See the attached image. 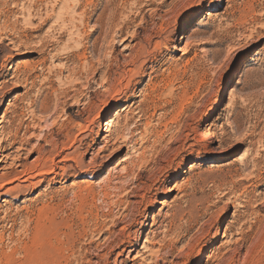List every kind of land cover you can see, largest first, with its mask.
I'll return each mask as SVG.
<instances>
[{"label": "rangeland", "instance_id": "374dc122", "mask_svg": "<svg viewBox=\"0 0 264 264\" xmlns=\"http://www.w3.org/2000/svg\"><path fill=\"white\" fill-rule=\"evenodd\" d=\"M4 116L0 264H264V0H0Z\"/></svg>", "mask_w": 264, "mask_h": 264}, {"label": "bare ground", "instance_id": "6f19581e", "mask_svg": "<svg viewBox=\"0 0 264 264\" xmlns=\"http://www.w3.org/2000/svg\"><path fill=\"white\" fill-rule=\"evenodd\" d=\"M221 3V0H219V4ZM91 18V17H89ZM88 18V19H89ZM87 19V18H86ZM100 19V18H99ZM98 19V21L96 23H99L100 20ZM83 20V19H82ZM82 25H80L81 27ZM97 28V27H96ZM99 29L101 30L102 28L99 27ZM140 30H143L142 28H138ZM91 31V30H90ZM103 31V30H102ZM145 31V30H144ZM101 32V31H100ZM100 32L97 31V33L99 34V37L97 38V40L100 38ZM96 33V32H94ZM122 33V32H121ZM120 33V35H121ZM78 34V33H77ZM150 35V34H149ZM156 36L154 37H151V36H148L145 40H144V46L146 47L147 45H150V43H152L151 41H153V39L155 38ZM141 39V38H140ZM140 39H137L138 41ZM96 40V41H97ZM143 41V40H142ZM141 41V42H142ZM185 41V38H183V36L181 35L180 38H179V41H178V44H182L184 43ZM140 42V43H141ZM93 46V45H91ZM91 46H89L87 49H89V51L92 53L94 52L93 49ZM143 46V47H144ZM94 47V46H93ZM149 47V46H148ZM84 48V47H83ZM244 49L242 51V56L246 55L248 50L246 48H242ZM88 54V53H87ZM97 54V53H96ZM92 55V54H91ZM139 55V54H138ZM141 55V54H140ZM134 57V56H133ZM133 62V61H132ZM104 64H102L103 66ZM87 66V64H86ZM95 63L93 62H89L88 63V69H87V72L88 75H99L100 77H104L106 72H108V67L106 68L107 71H103L102 69H100L101 67V61L98 59L97 61V66L100 67V68H95ZM104 67V66H103ZM85 74V73H84ZM109 75V74H108ZM107 76V75H106ZM87 77V76H86ZM105 78V77H104ZM45 83V82H44ZM63 84V83H62ZM247 85V84H246ZM44 109V108H43ZM44 111V110H43ZM111 112V110H107L105 116L103 119H107L108 118V115L109 113ZM6 116L2 117L3 119V122H5V119H7V117L5 118ZM2 122V123H3ZM12 122H14V119H9L8 118V121L5 122L8 124L7 127H3L2 128V132L5 130V129H9L11 128V130L7 133V138L2 141L0 143V158H1V161L3 162H7V161H11L10 164H8V167H7V172H3L1 173L0 175V178L3 179V180H6L8 179L9 177L11 176H15V178L13 180H9L7 181L6 183H4L3 185L0 186V189H3L5 188L6 186L9 185V183L11 182H14V181H23V182H27L29 181L30 179L33 178V174L35 172H38L40 170H44L46 169L44 172H39L37 174V176H40V177H43L46 179V176L45 175H51L52 172H50L48 169V166H47V160H45L44 158L49 155L51 153V151L48 150L49 148V144H48V140H47V137H52L54 135L53 133V128H51V130L49 131V133H47L44 138L41 140V142H43L44 144L42 145L41 142H39V146L36 148V149H33V151L30 153V154H37V158L34 160L33 164L31 165H28L25 162L24 158L22 157V155H24L27 151V149L30 147V139H27L26 138V135L28 134V128L25 127L23 128V124L22 122L20 124H18L16 126L15 129L12 128ZM23 131V133H21ZM65 132V131H64ZM59 134V133H58ZM61 135H62V132H61ZM60 135V136H61ZM63 137H67V134H64ZM61 137V138H63ZM56 139V138H55ZM63 141H66V140H63ZM55 142V141H54ZM53 142V144H54ZM57 142V141H56ZM52 143V142H51ZM64 144V143H63ZM52 146V144H51ZM60 146V145H59ZM55 147V146H54ZM51 148V147H50ZM58 148V147H57ZM113 156L110 157V159H112ZM115 157V156H114ZM42 162V163H41ZM53 162V161H52ZM66 242V241H65ZM52 243V242H51ZM54 243V241H53ZM52 243V246H51V250H52V256H51V261L53 264H70L71 263V257L72 256H68L69 254H67L66 252H63V253H66L65 255H63V253L61 252V248L59 247H56V245H54ZM60 243V242H59ZM120 243V242H119ZM65 245V244H63ZM63 248H66V247H63ZM70 249V248H68ZM65 251V250H64ZM125 252V249H123L122 251H120L119 254H117V256H121L123 253ZM69 253V252H68ZM109 253V252H107ZM104 255V254H102ZM74 256V255H73ZM106 256V255H105ZM108 256V255H107ZM104 257L102 256V259H107L108 257ZM202 258H199V260H201ZM101 260V259H99ZM106 261V260H105ZM104 264V263H103ZM157 264V263H155Z\"/></svg>", "mask_w": 264, "mask_h": 264}]
</instances>
